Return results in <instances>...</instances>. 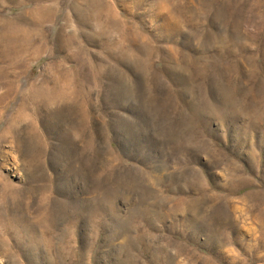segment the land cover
Here are the masks:
<instances>
[{
	"label": "rangeland",
	"instance_id": "374dc122",
	"mask_svg": "<svg viewBox=\"0 0 264 264\" xmlns=\"http://www.w3.org/2000/svg\"><path fill=\"white\" fill-rule=\"evenodd\" d=\"M0 19V264H264V0Z\"/></svg>",
	"mask_w": 264,
	"mask_h": 264
},
{
	"label": "bare ground",
	"instance_id": "6f19581e",
	"mask_svg": "<svg viewBox=\"0 0 264 264\" xmlns=\"http://www.w3.org/2000/svg\"><path fill=\"white\" fill-rule=\"evenodd\" d=\"M35 2L36 1H38V3H41V1H43V0H34ZM84 4V3H83ZM107 5V4H106ZM107 7V6H106ZM105 7V8H106ZM88 8V7H87ZM81 10V9H80ZM36 13H37V15H38V20H35V22L36 23H41V22H43V21H46V19L48 18L47 17V15H49V14H51V9L50 8H48V6L46 7V6H39V7H37V9H36ZM50 16V15H49ZM83 17V16H82ZM115 19V18H114ZM48 20V19H47ZM0 21H1V19H0ZM12 22H14V21H12ZM46 22H48V21H46ZM5 23V22H4ZM112 23V22H111ZM37 24V25H38ZM2 25V24H1ZM8 25V24H7ZM16 26H18L17 24H15ZM3 26V25H2ZM5 27H8V26H5ZM12 27L14 28V26H13V24H12ZM11 27V28H12ZM18 27H20V26H18ZM1 28V27H0ZM10 28V27H9ZM8 28V30H9V33H6L5 34V32H4V30H3V32L2 33H4L3 34V36L8 40H11L12 41V43H16V42H18L19 40H20V38H22V36H21V34H20V32H18L19 30L17 29V30H14L13 29V31H11L10 29ZM6 30V29H5ZM26 30V29H25ZM27 33V32H26ZM26 33H25V35H26ZM1 35V34H0ZM61 35V34H60ZM2 37V36H1ZM29 37V36H28ZM25 38V37H24ZM31 38H33V37H31ZM31 38L29 39V41L31 40ZM1 39H3V41H4V38H1ZM34 39V38H33ZM25 41V40H24ZM33 41V40H32ZM128 41H130L129 39H128ZM4 43V42H3ZM3 43H2V45H3ZM6 43H8V42H6ZM20 43V42H19ZM25 44V43H24ZM30 43H28V45H29ZM33 44V43H32ZM18 45V44H17ZM20 45H22V44H20ZM27 45V44H26ZM26 45H25V47H26ZM31 45V44H30ZM1 46V45H0ZM4 46V45H3ZM7 46V45H6ZM35 46V45H34ZM27 47H29V46H27ZM24 48V47H23ZM44 48H45V46H44ZM25 49V48H24ZM26 50H28L27 48H26ZM38 50V49H37ZM30 56H31V53L29 54ZM29 56V57H30ZM33 56V55H32ZM60 67H62V66H60ZM79 69V68H78ZM86 71V70H85ZM71 73V72H70ZM79 73V72H78ZM83 73V72H82ZM67 75H68V73H67ZM84 75V74H83ZM91 75V74H90ZM89 75V76H90ZM85 76V75H84ZM88 76V75H87ZM88 76V77H89ZM62 78V77H61ZM66 78V77H65ZM90 78V77H89ZM80 80V79H79ZM89 80V79H88ZM81 81V80H80ZM50 82V81H49ZM52 83V82H51ZM82 83V82H81ZM53 84H55V83H53ZM62 84V83H61ZM51 85V84H50ZM49 85V86H50ZM64 85H66V83L64 84ZM48 86V87H49ZM60 86V85H59ZM58 86V87H59ZM41 87V86H40ZM43 87V86H42ZM63 87V86H62ZM67 87V86H66ZM56 88H57V85H56ZM61 88V87H60ZM80 88V87H79ZM63 89V88H62ZM64 89H66V88H64ZM71 90V89H70ZM59 91H60V89H59ZM58 91V92H59ZM63 90H61V94L63 93L62 92ZM66 91V90H65ZM53 92V91H52ZM69 92V91H68ZM84 92V91H83ZM82 92V93H83ZM33 93H34V91H33ZM60 93V92H59ZM67 93V92H66ZM79 93V92H78ZM93 94V93H92ZM32 95V94H31ZM81 94H79V96H80ZM25 96V95H24ZM33 96V95H32ZM48 96V95H47ZM55 96H56V94H55ZM64 96V95H63ZM38 97H39V95H38ZM57 97V96H56ZM62 97V96H61ZM91 97V96H90ZM2 99L4 100V98L2 97ZM45 99V98H44ZM68 98H66V101H68L67 100ZM33 99L31 98V101H32ZM51 100V99H50ZM39 101V100H38ZM44 101H46V100H44ZM54 101V100H53ZM59 101V100H58ZM4 102V101H3ZM36 102V101H35ZM50 102V101H49ZM52 102V101H51ZM73 102V101H72ZM53 103V102H52ZM59 103V102H58ZM62 103H66V102H63L62 101ZM44 104H45V102H44ZM56 104V103H55ZM71 104V103H70ZM35 105V104H34ZM37 105H38V103H37ZM49 105V104H48ZM59 105V104H58ZM68 105V104H67ZM51 106V105H50ZM73 107V106H72ZM76 107V106H75ZM78 107V106H77ZM87 108V107H86ZM77 109V108H76ZM70 110V109H69ZM78 111V110H77ZM25 112V111H24ZM71 113V112H70ZM76 113H74V115H75ZM77 115H78V113H77ZM72 116V115H71ZM79 116V115H78ZM20 118V117H19ZM76 118V117H75ZM78 118V117H77ZM80 118H82V116L80 117ZM86 118V117H85ZM84 119V118H83ZM23 120V119H22ZM77 120V119H76ZM78 121V120H77ZM84 121V120H83ZM82 121V122H83ZM87 123V122H86ZM79 124V123H78ZM84 124H85V121H84ZM87 125V124H86ZM77 127V126H76ZM78 129H79V127H77ZM81 128V127H80ZM33 136V135H32ZM30 137V136H29ZM29 137H27L28 138V140H29ZM35 138V137H34ZM15 140H16V138H15ZM23 141H25V142H27L26 140H23ZM34 141V140H33ZM16 143V142H15ZM30 143V142H29ZM34 143H37V142H34ZM17 144V143H16ZM28 144V143H27ZM39 144V143H38ZM23 145V144H22ZM32 145V144H31ZM28 146V145H27ZM34 146V145H33ZM33 146H32V149H33ZM43 146V145H42ZM41 146V147H42ZM35 147V146H34ZM37 147H39V146H37ZM27 148V147H26ZM29 148V147H28ZM31 149V150H32ZM44 149V148H43ZM26 150V149H25ZM24 151V150H23ZM33 151V150H32ZM45 152V151H44ZM32 153V152H31ZM37 153V152H36ZM39 153V152H38ZM40 154V153H39ZM41 154H42V152H41ZM29 155V154H28ZM34 155V154H33ZM30 156V155H29ZM28 158V157H27ZM41 158V157H40ZM32 159H34V157H32ZM40 160V159H39ZM38 160V161H39ZM34 162H36V161H34ZM32 163V162H31Z\"/></svg>",
	"mask_w": 264,
	"mask_h": 264
}]
</instances>
